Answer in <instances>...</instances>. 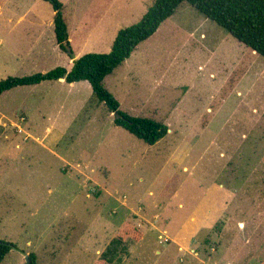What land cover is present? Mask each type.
Segmentation results:
<instances>
[{"label":"rangeland","instance_id":"1","mask_svg":"<svg viewBox=\"0 0 264 264\" xmlns=\"http://www.w3.org/2000/svg\"><path fill=\"white\" fill-rule=\"evenodd\" d=\"M60 1L78 57L109 52L155 2ZM0 5V80L72 68L49 0ZM27 6L47 24L33 56L30 23L6 28ZM104 85L168 134L150 145L116 125L87 80L0 94V240L16 244L1 264H105L125 233L112 264H264V56L185 1Z\"/></svg>","mask_w":264,"mask_h":264},{"label":"trees","instance_id":"2","mask_svg":"<svg viewBox=\"0 0 264 264\" xmlns=\"http://www.w3.org/2000/svg\"><path fill=\"white\" fill-rule=\"evenodd\" d=\"M54 8V31L59 47L67 52L70 46L68 23L60 0H49ZM187 1L207 18L217 22L239 41L264 56V0H155L142 18L121 28L109 52H89L74 59L68 70L58 66L47 72L23 76L10 75L0 80V94L18 86L35 85L46 80H57L66 75L68 83L87 80L94 95L114 112V123L128 130L139 139L152 145L164 138L169 131L167 124L148 117L132 116L120 108V102L104 85L105 78L112 74L140 43L152 36L160 25L171 17L182 2ZM136 235V233H135ZM129 237L127 233L114 239L103 252L105 264L120 260V245ZM137 238V235H136ZM16 244L0 240V264ZM125 251V247H123ZM30 264H38L34 253L29 255ZM27 264V263H26ZM101 264V263H99Z\"/></svg>","mask_w":264,"mask_h":264},{"label":"crops","instance_id":"3","mask_svg":"<svg viewBox=\"0 0 264 264\" xmlns=\"http://www.w3.org/2000/svg\"><path fill=\"white\" fill-rule=\"evenodd\" d=\"M2 8H3L2 5H0V9H2ZM54 14H55V11H54ZM6 19L8 20L7 24L9 25V27H6V28L10 32H13L14 28H16L18 24L24 22L25 20H27L30 23L29 26H27V27H25L23 29H19V31L21 33H19L18 35H19L20 38H22L23 36H26V37L29 38V41H28V43L30 44V49L28 50V52H30L29 55H31V56L35 55V53L37 51L36 45L37 44L40 45L42 43V40L44 39V36L46 35L45 34L46 33V27H47L46 21L43 18H41V16L37 15L34 11H32L30 6H27L26 9L22 10V12L14 11V12H12L11 15L7 14V18ZM14 19H16L15 25L12 23L14 21ZM53 21H54V18H53ZM36 24L39 25V30H38L37 33H36L35 28H34V26ZM68 31H69V28H68ZM15 35H17V34H15ZM42 35H43V37L41 38ZM11 56L12 57L14 56L17 60H20V59H18L19 58V50L18 49H16V50L12 49ZM77 57L78 56L76 55V58ZM73 61H74V59H73ZM24 62L25 61H22L20 64H24ZM5 65L7 67L11 66L10 64H5ZM7 74H8L7 72H1L0 73L1 76H5ZM58 80L66 81L63 78H60ZM83 81H85V80L72 82L70 84L80 83V82H83ZM25 86H30V85H25ZM135 233L137 235L136 240L137 241L140 240V242H142L143 236H145V232H135Z\"/></svg>","mask_w":264,"mask_h":264},{"label":"water","instance_id":"4","mask_svg":"<svg viewBox=\"0 0 264 264\" xmlns=\"http://www.w3.org/2000/svg\"><path fill=\"white\" fill-rule=\"evenodd\" d=\"M67 52L72 56L73 59L76 58V55L73 53L72 49L70 46L67 47ZM66 75L62 76L61 78L65 79ZM31 259L29 256H27V264H30Z\"/></svg>","mask_w":264,"mask_h":264}]
</instances>
